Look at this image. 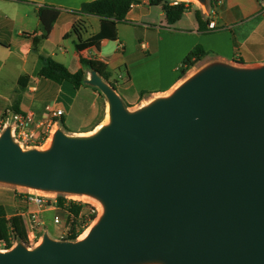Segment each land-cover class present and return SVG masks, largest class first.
<instances>
[{
    "label": "water",
    "instance_id": "95a60500",
    "mask_svg": "<svg viewBox=\"0 0 264 264\" xmlns=\"http://www.w3.org/2000/svg\"><path fill=\"white\" fill-rule=\"evenodd\" d=\"M84 83L108 122L57 129L45 150H22L6 127L0 184L86 195L102 215L83 240L45 232L0 264H264V64L210 63L134 111L94 70Z\"/></svg>",
    "mask_w": 264,
    "mask_h": 264
},
{
    "label": "crops",
    "instance_id": "0c3cea01",
    "mask_svg": "<svg viewBox=\"0 0 264 264\" xmlns=\"http://www.w3.org/2000/svg\"><path fill=\"white\" fill-rule=\"evenodd\" d=\"M91 1L95 0H0V121L15 101L19 113H31L35 121L45 119L46 106L61 109L68 135H89L105 121L107 103L97 89L84 82L75 89L68 82L58 84L40 76V57L62 64L70 73L83 71L84 79L90 70L80 58L103 63L111 75L107 83L129 111L168 95L191 71L210 63L264 64V11L259 0H208L202 8L190 7L172 25L160 7L133 0L125 20L115 25L116 38H102L86 47L83 43L101 30L99 17L78 13ZM40 9L45 19L57 14L47 35L38 17ZM195 10L201 12L202 27ZM79 22L85 28L81 39L74 33ZM210 22L215 29L208 30ZM198 46L205 55L184 66ZM181 68H186L185 74ZM20 203L15 200L7 207L0 201L9 217Z\"/></svg>",
    "mask_w": 264,
    "mask_h": 264
},
{
    "label": "trees",
    "instance_id": "16d2710c",
    "mask_svg": "<svg viewBox=\"0 0 264 264\" xmlns=\"http://www.w3.org/2000/svg\"><path fill=\"white\" fill-rule=\"evenodd\" d=\"M214 1L216 2L217 0ZM133 2V0H95L82 4L78 11L79 14L93 15L101 19L100 32L90 40L84 42L83 45L86 47L97 45L99 40L102 38L114 40L116 38L115 25L125 20ZM148 3L150 6L160 7L163 10L168 25H172L177 22L181 18L182 14L190 8L191 4H186L185 2L172 4L171 0H148ZM38 17L42 22L45 35H47L51 29L52 23L57 18V14L53 13L49 19H45L44 10L40 9L38 11ZM195 19L200 25L199 27H202L201 12L199 10H195ZM84 30L85 28L81 22L77 23L74 27V33L79 39H81ZM204 55L205 53L198 46L190 53L189 56L186 57L183 64L186 67L192 66V64H194V62L191 61L193 57L196 60H199ZM40 62L41 68L39 70V75L55 83L59 84L62 82H68L72 84L75 89H77L85 80L83 71L70 73L65 66L49 58L40 57ZM80 62L88 70H94L104 81L109 82L111 75L103 63L84 58H80ZM181 71L182 74H185L186 68H181ZM19 82H21V80ZM20 86L22 87L21 83ZM10 110L14 113L21 112L18 108V101H15ZM60 126L65 129L62 120L60 121ZM19 197L20 196L17 197L18 200ZM56 203L59 207L66 210V212L73 215L72 222L70 223V230L66 239L69 241H76L77 236L83 230L82 228L77 230V216L81 207L73 204H69L65 207L64 199L59 195L56 199ZM16 242H22L24 244L27 242V235L23 221L17 214L9 217L5 207L0 205V245L3 246V249L10 250Z\"/></svg>",
    "mask_w": 264,
    "mask_h": 264
},
{
    "label": "built area",
    "instance_id": "2783aa9c",
    "mask_svg": "<svg viewBox=\"0 0 264 264\" xmlns=\"http://www.w3.org/2000/svg\"><path fill=\"white\" fill-rule=\"evenodd\" d=\"M172 4H177V1L173 0ZM259 7L264 11V0H259ZM215 28V23L210 22L208 24V30H213ZM62 116L63 111L61 109H54L46 106L45 119L35 121L31 113H14L7 109L3 112L0 121V133H2L6 127H10L12 139L22 150L44 149L46 146H49L53 134L59 129L58 126L60 125ZM19 196L22 209L18 210L16 214L20 216L23 221L27 235L25 246L28 249L36 247L45 233L42 232L44 222L41 216L44 211L53 212L52 223L56 226H63L59 233L61 235L60 240H67L66 237L70 230V223L72 222L73 215L57 205V198L53 199V201H49V199H47L44 194H40L39 191L27 192ZM59 196L64 199L65 207L69 204L81 207L77 216V230L79 228L84 230L89 225L95 223L102 212L94 203L70 199L68 195ZM57 212L63 213L62 215L65 216L64 221H62V217H60ZM80 235L81 234L77 236L76 240H79ZM6 251L8 250H4V252Z\"/></svg>",
    "mask_w": 264,
    "mask_h": 264
},
{
    "label": "rangeland",
    "instance_id": "374dc122",
    "mask_svg": "<svg viewBox=\"0 0 264 264\" xmlns=\"http://www.w3.org/2000/svg\"><path fill=\"white\" fill-rule=\"evenodd\" d=\"M173 1V0H172ZM177 2H185L186 4H190V7H199V8H202L204 6H202L199 2L195 3V2H192V1H187V0H176ZM208 1V0H207ZM258 66V65H256ZM197 70L194 69L193 71H191L186 77L188 78V76H192L195 71ZM197 72V71H196ZM192 74V75H191ZM99 91V90H97ZM100 93V92H99ZM170 94V93H169ZM101 95V93H100ZM103 97V96H102ZM104 101H105V98L103 97ZM106 103V102H105ZM107 106V104H106ZM59 129H62L64 130L60 125L58 126ZM50 145V144H49ZM49 147V146H48ZM46 146V148L44 149H39V150H45L48 148ZM27 192H32V191H29L28 189H25V188H21V187H14V186H9V185H4V184H0V201H4L6 204H7V207L9 206H12V205H15V200L17 202H19V200L17 199V197L19 195H22V194H25ZM40 194H44L47 199H49V201H53V199L57 198L59 194H55V193H44V192H39ZM70 197V199H75V200H79V201H85V202H89V203H94L93 200L89 199V198H86L84 199L82 196H77V198H73L71 195H68ZM10 205H9V204ZM13 203V204H12ZM19 204V203H18ZM21 204V203H20ZM95 204V203H94ZM19 210L22 209V204L20 205V207L18 208ZM17 209V210H18ZM10 212L14 213L15 210L10 208ZM58 213V212H57ZM60 215V217H62V221H64L65 219V216L62 215L63 213L60 212L58 213ZM52 215H53V212L51 211H44L41 216H42V219H43V222H44V226L42 228V232H46L48 237H50L51 239H54V240H60V237L61 235L59 234L61 232V229H62V225L61 226H56L55 224L52 223ZM102 215V212L100 213L99 217ZM97 222V221H96ZM93 223L92 225H89L87 228L89 227H93L95 224ZM87 228H85L84 230H86ZM84 230L80 233L82 234L84 232ZM79 241V240H78ZM41 242V241H40ZM40 242L38 244H40ZM19 243V242H16L15 245ZM13 245V247L15 246ZM5 249H3V246L0 245V252H4Z\"/></svg>",
    "mask_w": 264,
    "mask_h": 264
},
{
    "label": "bare ground",
    "instance_id": "6f19581e",
    "mask_svg": "<svg viewBox=\"0 0 264 264\" xmlns=\"http://www.w3.org/2000/svg\"><path fill=\"white\" fill-rule=\"evenodd\" d=\"M187 1H192V2H195V3H197V0H187ZM172 92V91H171ZM170 92V93H171ZM169 95V94H168ZM108 122V116L106 115V119H105V121L102 123V124H100L92 133H94V132H96L102 125H105L106 123ZM91 133V134H92ZM86 135V134H85ZM29 191H35V190H32V189H28ZM38 192V191H37ZM73 198H77V196H82L84 199H86V198H89V199H91V200H93L94 201V203H95V205H97L98 207H99V209H100V211H102V206H101V204L97 201V200H95V199H93V198H91V197H89V196H86V195H71ZM85 202V201H84ZM90 229H91V227H89V228H87L81 235H80V237H79V240H83L87 235H88V233H89V231H90Z\"/></svg>",
    "mask_w": 264,
    "mask_h": 264
},
{
    "label": "clouds",
    "instance_id": "9594fccd",
    "mask_svg": "<svg viewBox=\"0 0 264 264\" xmlns=\"http://www.w3.org/2000/svg\"><path fill=\"white\" fill-rule=\"evenodd\" d=\"M30 250V249H29ZM7 252V251H6ZM1 253H4V252H1Z\"/></svg>",
    "mask_w": 264,
    "mask_h": 264
}]
</instances>
